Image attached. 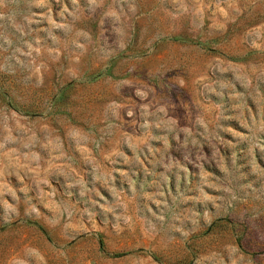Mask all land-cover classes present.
<instances>
[{"label":"rangeland","instance_id":"1","mask_svg":"<svg viewBox=\"0 0 264 264\" xmlns=\"http://www.w3.org/2000/svg\"><path fill=\"white\" fill-rule=\"evenodd\" d=\"M0 264H264V0H0Z\"/></svg>","mask_w":264,"mask_h":264}]
</instances>
